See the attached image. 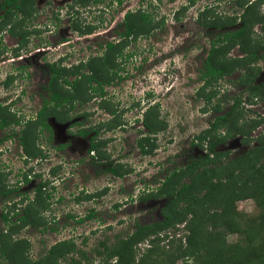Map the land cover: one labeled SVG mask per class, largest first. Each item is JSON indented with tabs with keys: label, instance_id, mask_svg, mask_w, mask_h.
<instances>
[{
	"label": "rangeland",
	"instance_id": "obj_1",
	"mask_svg": "<svg viewBox=\"0 0 264 264\" xmlns=\"http://www.w3.org/2000/svg\"><path fill=\"white\" fill-rule=\"evenodd\" d=\"M187 1L156 0L149 4L148 0L142 2L122 0L121 4L117 0H84L81 4L76 2L70 5L68 4L70 0H54L50 4L38 0L35 15L27 21L28 38L21 45L23 49L19 52L32 54L27 61L24 59L21 62H13L12 65L7 60L13 56L10 49L16 41L7 32H0V41H4V37L8 39L7 42H3L5 49L0 48V59L4 60L0 62V82L10 67L16 70V65L23 63L30 66L29 76L25 79L13 81L6 86L0 83V105L5 104L3 101L12 99L13 109L21 111L20 115L32 117L39 108L41 94L47 82L48 61L55 59L59 53H67L62 60L63 64L75 65L77 62L101 55L105 41L112 39L117 42L120 39L115 31L109 32L108 28L121 22L126 11L134 12L138 8H143L153 13L155 20L164 18L162 27L150 30L149 33L125 43L122 55L117 58V63L121 67L118 72L122 78L103 84L106 97L109 98L106 102L120 110L116 120L109 121L110 124H117L120 118L125 126L109 134L112 138L104 151L110 155V160H107V163L101 162L100 165L93 163L88 169L99 171L118 159L127 170L125 176L120 179L111 177V174L94 177L92 172L83 169L80 161L74 163L82 157L81 149L76 150V153L70 150L69 164L65 160L63 170L57 169V174L52 175L49 169L58 165L59 158L45 143L46 134L36 141L47 151L46 158L42 159L26 157L17 137L2 141L0 186L13 188L21 196L15 192L13 195L15 199L9 202L0 198V214L2 209L12 212L13 208H16L20 216L23 207L32 202L30 204L33 208L32 214L36 212L44 224L35 227L31 224L22 225L16 221L15 227L9 229L0 217V233L4 234L0 240V264H28L60 240H72L75 243L76 251L73 258L78 259L82 252L85 253L88 261L83 259L81 264H105L106 257L95 253L96 249L102 250L101 241L110 245L118 238L132 233L136 222L148 224L163 218L160 211L165 202L163 197L142 200L138 196L143 195V188L151 189L157 186L158 179L166 176L173 168L185 167L191 160L204 154V147L197 142L196 135L205 131L216 115L230 109L234 96L240 101L237 109L230 115L229 126L232 128L237 123L238 126L246 127L254 119L261 122L249 136H253L248 139L251 140L250 144H256L255 136L264 135V97L248 93L243 86L235 84L234 79L238 78L239 70L233 71L230 76L222 78L217 83L203 86L197 92L202 82L199 78L201 63L210 48V41L219 31L205 23L219 22L223 17L232 14L238 15L244 7L237 8L234 0H194L189 4ZM250 1L252 0H241L246 4ZM183 3H187L186 10L180 19L176 20L173 11L184 5ZM203 7H206L205 12L201 17L198 14L200 18L196 20L197 13ZM253 10L260 15L263 14L264 0L253 1ZM230 25L229 28H237L241 23L236 19ZM88 27H93L92 34L79 33ZM116 27L121 30L120 26ZM261 27V24H255L253 29L245 33L250 37L247 42L248 51L255 42H264V30ZM142 28L145 30L147 26L144 25ZM13 31L18 29L13 28ZM97 33L99 35H96ZM38 48H44L45 52L33 53L34 49ZM241 55L244 54L237 47L232 50L225 48L218 53V59L231 62ZM255 67L260 68L255 77L258 82L264 78V60L257 61ZM20 89L23 90V94L20 93ZM210 90L216 91V94L210 102H206L204 97L199 95H206ZM87 93L84 90L83 96ZM144 95V104L141 106ZM152 103L157 104L156 113H153L160 121V128L142 140L148 149H151V152L144 154L137 142L140 133L145 132L146 128L140 120L135 121L134 117L136 114L142 117V110L147 104ZM87 110L93 111L94 114L90 121L94 122L99 119L98 117L108 118V115L97 107V101L94 99H90L78 111L81 113ZM53 124L54 130H59L57 124ZM64 127L61 126V129ZM6 128L9 131L13 127L11 125ZM29 128L28 134L33 139L37 127L31 124ZM60 134L61 132L57 131L55 136ZM3 135L4 131L0 128V138ZM242 137L241 134H235L222 144H218L216 150L228 149L231 155L242 153L247 148L242 143ZM34 148L36 152L39 146L34 145ZM83 158H86V155ZM184 179L187 181L189 178ZM41 181L45 186L39 191L37 187ZM107 182L110 184V190L105 196L100 197L101 203H98L97 199L77 202L72 197L82 188L95 192V189ZM36 197L38 201L35 200ZM13 201L15 204L9 205ZM115 204L120 205V209L118 206L114 208ZM90 209H95L98 216L84 218L81 222L67 216L75 214L84 217ZM10 216V220H13L11 213ZM233 216L238 223V230L227 234L225 239L227 244L236 243L238 246L237 248L229 246L227 253L234 256L224 264L263 263L264 215L256 200L247 198L237 201ZM183 224L177 225L176 235H173L172 230L161 232V236L167 234L168 237H163L158 252L150 256L151 260L169 261V257L175 253L173 246L176 242L170 244L168 239L170 236H174L175 239L183 235L185 232ZM15 246L18 247L19 256L16 254L17 250L11 251ZM148 246L146 238L133 247L135 260L131 264H136V261L146 253ZM1 251L7 252L9 258L4 257ZM70 257L71 254L67 256V260L61 259L57 264H67ZM205 257L207 256L204 250H201L199 256L195 252L187 254L177 258L175 264H204ZM114 260L116 257L111 259ZM208 262L206 264L211 263L210 260Z\"/></svg>",
	"mask_w": 264,
	"mask_h": 264
},
{
	"label": "trees",
	"instance_id": "obj_2",
	"mask_svg": "<svg viewBox=\"0 0 264 264\" xmlns=\"http://www.w3.org/2000/svg\"><path fill=\"white\" fill-rule=\"evenodd\" d=\"M17 1L6 0L5 2H15L14 6L17 8L19 6ZM30 1L31 10L29 13L32 15V3L34 0ZM81 1L84 2V0ZM117 1L120 2L121 0ZM253 1L250 4H246L242 3L241 0H237L238 5L244 7L238 16H227L223 17L219 22L209 21L205 23L209 26H227L234 23L237 18L241 21V25L237 29H227L217 34L202 64L201 78L204 80L203 85L216 83L219 78H223L225 75L231 74L239 66L245 65L247 69L241 74L237 83L246 86V89L251 94L264 97V81L254 83V77H256L260 68L250 65L264 58V42H255L248 51L247 42L250 37L246 36L247 31L253 29L255 24H261V29L264 30V13L260 15L253 10ZM150 22L151 20L147 14L131 11L125 14L122 23H118L121 30L115 28L120 40L117 42H106V49L102 51L103 53L91 58L86 64L89 72L82 73L80 78L71 82L74 88L80 89V92H77L78 97L83 95V91L88 87L94 90L97 88L98 93H102V85L114 79L111 74L117 73L114 70L115 67L117 69L120 68L119 63L116 62L115 54L117 53V56L122 55L123 47L129 36L132 35V39L136 38L138 34V31H136L137 26H144ZM237 45L244 53L243 57L234 58L231 62H225V59H218L220 51L225 48L231 49ZM50 68L52 72L49 84L50 99L53 102L51 104L52 107H56L67 96L62 95L56 88L58 87V75L63 70L56 69L54 64H51ZM249 70L251 73H249ZM92 82H96V87L92 86ZM215 94L216 91L210 90L205 95L208 102ZM239 101V98L234 96L230 109L224 114L216 116L209 124L210 127L196 136L200 145L204 146L205 144L207 150L205 155L191 160L185 167L173 168L160 185L151 191H144L143 195L139 197L142 200L151 197H163L165 202L160 210L163 218L148 224L136 222L132 233L118 238L110 245L105 241L100 242L102 250L96 249L95 253L104 255L107 258H105V264L133 263L135 260L133 247L146 238H148L149 246L146 248V253L136 261V264H175L177 258L194 252L199 256L201 250H204L207 256L203 260L204 264L209 263V260L211 261L210 264H224L229 259L232 260L231 257L234 255L230 256L227 253V249L230 247L237 248L238 244H227L225 237L227 234L238 230V223L233 219L235 203L239 200L253 198L264 215V137L258 138V145H253L246 151L232 157L229 156L228 151H217L215 148L218 143L224 142L232 135L242 134L248 137L250 131L255 129L261 122L253 119L246 127L245 125L238 126L235 123V126L231 128L229 126V118L237 109ZM50 112L54 114L53 111L46 107L40 111V115L43 116L40 119V124H44L42 120ZM14 121L16 122V120ZM9 122L7 118H2V126L7 125ZM144 124L150 132L160 128V121L156 119H145ZM220 126L225 128L223 136L216 132ZM1 141L2 139H0ZM19 142L26 155L33 156L38 153V150L35 152L31 135L28 134L27 136L24 129L20 132ZM244 142L248 144L249 140L246 139ZM138 143L142 151L146 152L145 144L139 141ZM110 170L112 172L116 171L113 167ZM116 172L119 174V171ZM184 178L189 179L186 181ZM41 186L42 183L37 187L39 191ZM14 191L15 189L2 188L0 186V195L5 197L4 199L9 198ZM35 200H37V197ZM31 203L23 207L20 216H17L16 211H14V221H10L8 212H3L1 218L9 229L15 227V221H19L22 225L31 224L35 227L44 224L36 212L32 214ZM67 216L71 217V214ZM89 216H92V213L88 214ZM79 221H82V218ZM180 223H184V234L175 239L173 238L174 236H170L168 239L170 244L173 241L176 242L173 246L174 255L169 257V261H164L163 259L151 260L150 256L158 252L159 243L163 240V237H168L167 234L161 236V232L172 230L173 235H176L177 225ZM3 235L1 232L0 240ZM13 250H17V256L20 255L17 246L11 251ZM75 251V243L72 240H60L52 244L35 261L28 264H57L61 259L67 260L69 254H71V257L68 259L67 264H81L83 259L88 261L84 252L80 254L78 259L73 258ZM1 254L6 258L10 256L7 252L3 253V251H1ZM114 257H116V260L111 261ZM108 259H110V262H108ZM261 264H264V262Z\"/></svg>",
	"mask_w": 264,
	"mask_h": 264
},
{
	"label": "flooded vegetation",
	"instance_id": "obj_3",
	"mask_svg": "<svg viewBox=\"0 0 264 264\" xmlns=\"http://www.w3.org/2000/svg\"><path fill=\"white\" fill-rule=\"evenodd\" d=\"M5 1L6 0H0V32H2V31L7 32L8 34L11 35L10 37H13V40L16 41L15 45L13 47H11V49H10L11 54H13V56L11 59L7 60L8 62H11L10 65H12V64H14L13 62H21L24 59L27 61L32 54V53H28V52L19 54V52H21L23 49V47L21 45L23 43H25L26 39L28 38L29 31H27V24H28L27 21L32 19L33 16L35 15V13L37 11V4H38L37 1L38 0H34L32 3V7H33V10H32L33 14L32 15H30V13H29L31 10L30 9L31 8V1L30 0H18L17 2L19 3V6L17 8L14 6L15 2L6 3ZM139 1L142 2L143 0H139ZM148 1H149V4H152V2L156 1V0H148ZM193 1L194 0H192V1L188 0L187 3L189 4V3H192ZM252 1H250L249 4ZM43 2H45L46 4H50V2H54V0H43ZM76 2H78L80 4L83 3V1H81V0H70V2L68 4L71 5V4L76 3ZM120 3L122 4V0L120 1ZM187 3H183L184 5H182L181 7L177 8L176 10L173 11V16L176 20L180 19L181 15L186 10ZM233 3L238 8L239 5L237 3V0H234ZM205 10H206V7H203V9H201V11L199 13H197L196 20L201 17V15L205 12ZM241 11H242V9H241ZM127 12L128 11H126L123 14V19H124V16ZM134 12L139 13V14H147L151 20L150 23L145 24V26H147V29L144 30L141 26L142 29L139 27L136 30V31H138L136 38H138L139 36H142L143 34L149 33L150 30L162 27V25H163L164 18L155 20V18L153 17L154 14L150 13L149 11H146V9L138 8ZM240 13H238V15ZM198 14H200V17ZM232 15H234V14H232ZM123 19H122V21H123ZM237 20H239V18H237ZM122 21L119 23H122ZM240 23H241V21H240ZM117 25H118V23L115 26H111L110 28H108L109 32L115 31V28H117L116 27ZM230 26L231 25H227V26L210 25L209 27H214V28L218 29L219 30L218 33L222 32L224 30H227V29L223 30V28H225V27H227L228 29H237L238 28V27L237 28H229ZM13 28H17L18 31H13ZM92 30H93V27H88L84 30L79 31V33L92 34L93 33ZM218 33H216L214 39L210 41V47H211L212 43L214 42ZM96 35H99V33H97ZM3 40L5 42L8 41V39L5 37L3 38ZM129 40H134V39H132V35L129 36L126 43L129 42ZM4 41H0V48L5 49L6 46L3 43ZM108 41H112V39L108 40ZM108 41H105V43H104V50L106 49V42H108ZM112 42H114V41H112ZM235 47L239 48L238 45ZM235 47H233V48H235ZM233 48H231L230 50H232ZM123 49H124V47H123ZM44 52H45L44 48H38V49H34L33 53L43 54ZM66 54L67 53H65V54L59 53L55 59L47 62L46 65L48 68V78H47L46 85H44V91L41 94L39 108L36 110L34 116L31 117L29 115L28 116L20 115L21 111H19L17 108H16V110L12 108V105L14 104V101L12 99H10L8 101H6V100L3 101V102H5V104L0 105V128L4 131V135L0 139H2V141H3L5 139H9L11 137H17L19 140L20 132L23 129L26 131L27 136H28V132L30 129L29 127L31 124H33V125H35V127H37V132L33 138L34 139L33 144L36 146H39L38 153H36V155H33V156H28L23 151L24 155L28 158H32V157L37 158V159L38 158H41V159L46 158V152H47L46 149H44L42 145H39L38 142L36 143V141L39 140V137H41L43 134L44 135L46 134L44 137L45 143L48 144V146L54 150L56 157L59 158L58 165H54L53 166L54 168L51 167L49 169L50 174H52V175L57 174V169L63 170V167L66 165V161H67V164H69V160H71L70 150L74 151L76 153V150L81 149L83 152L82 153L83 155L74 163H79V161H80L81 165L83 166V169L85 171L92 172V175H94V177H95V175H97L96 177H98V176L101 177V176H105V174L106 175L111 174L112 175L111 177L116 178V179L117 178L120 179L121 177L125 176V174L127 173V170L125 168H123L122 163H120L118 159L114 160V163H112L109 167H106L104 169H99V171H95L93 169H90V170L88 169L89 167H91V165H93V163H95V164L97 163L98 165H100L101 162L107 163L108 162L107 160H110V155L107 154L106 151H104L107 144H108V141L111 140V138H112V135H109V134L112 133L113 131H116L117 128H121L122 126H125V124L123 123V121L120 118H119V122L117 124H114V125H111L109 121H115L116 120L115 118L120 113V110L115 105L111 106V105H109L110 103L106 102V100H108L109 98L106 97V92L104 91V88H103L102 93L99 94L98 91L96 90L97 88L94 90V89L88 87L87 89H85V91H87L88 93L84 96L81 95L80 97H78L77 92L78 91L80 92V89L74 88L72 86L71 82L77 78H80L82 73H88L89 72V68L86 64L88 63V61L91 58L86 59L84 62H81V61L77 62L75 65H73V64L67 65V64H63V61H62L64 59V56H66ZM207 55H208V52H207ZM207 55H206V57H207ZM119 56H121V55L117 56V53L115 54L116 62H117V58ZM243 56L244 55H241L239 57H243ZM205 58H204V60H205ZM204 60L201 63V70H200V77H199L202 82H201L200 87H198L197 92L199 89H202V87L205 86V85H203L204 80L201 78V73H202V68H203L202 64H203ZM260 60H264V58H262ZM260 60H258V61H260ZM3 61L4 60L0 59V62H3ZM255 63L256 62L251 63L250 65L253 67V66H255ZM51 64H54L56 69L59 68L60 70L61 69L63 70V71L61 70L62 72H60V74L58 75V79H57L58 87H56V88L62 95L67 96V98L64 101H61L60 104H58L56 107H52L51 104L53 102L50 99L49 84H50L51 75H52L51 74L52 73L51 68H50ZM16 67H17L16 70H14L13 67H10L8 71H5V75H4L3 79H1V82H0L1 84L5 85V86L10 85L13 83V81L16 82L19 79L23 80L29 76L30 66H28V63L18 64V65H16ZM119 69L121 70V67ZM119 69H117V67H115L114 70H116L117 73L111 74L114 77L113 80H120L122 78V76L118 72ZM246 69L247 68L245 65H243V66L241 65L235 69V71L239 70L238 78L234 79V82L237 86L241 85V84L237 83V80L239 79L241 74L246 71ZM249 73H251L250 70H249ZM231 74L225 75L224 77L230 76ZM221 79L222 78H219V80H221ZM113 80L110 82H113ZM263 81H264V78L261 81L257 82L256 78L254 77V83H260ZM110 82H108V83H110ZM92 86L96 87V82H92ZM241 86H243L244 90H246L248 93H250L246 89V86H244V85H241ZM146 92L149 93V91H146ZM20 93L23 94L22 89H20ZM199 96L204 97L206 102L208 101L207 98L205 97V95H199ZM142 97L143 98L141 99V101L143 102L145 95ZM213 97H211V99ZM90 99H94L97 101V107L100 108L101 110H103V112H105V114L108 115V118L98 117L99 119L95 120L93 122L92 120L90 121V118L93 117V115H94L93 111L87 110V112L84 111V112L79 113V111H78L79 108L84 107L86 105V103L90 101ZM146 101H148V98L146 99ZM232 103H233V101H232ZM143 104H144V102L141 104V106ZM141 106H139V107H141ZM45 107L49 108L50 111H53L54 114H52L50 112L48 115H45L44 119L42 120V122L44 124H40V119L43 118V116L40 115V111L42 109H44ZM156 108H157L156 103L147 104L146 107L142 110V117H139V115H137V114L134 117L135 121L140 120L141 124L146 128V131L143 133H140V137H138L139 138L138 141L141 143H143L142 140L147 139L150 134H153L156 132V131L150 132L149 129L144 124L145 119H148V120L156 119L157 115H154V113H156ZM220 115H222V114H220ZM216 116H219V115H216ZM3 117L7 118L10 121L7 125H4V126H2V118ZM215 117H214V119H215ZM14 120H16V122ZM53 123L57 124L56 127L59 129L57 131L61 132V134L59 136H55V133L57 131L54 130V124ZM11 125L13 128L11 130L7 131L6 127H9V126L11 127ZM61 126H65L64 129L63 128L61 129ZM258 126H260V123L256 126L255 129H257ZM16 127H18V129H16ZM208 127H210V126L208 125ZM255 129L250 131L248 137L241 134L243 136L241 139L242 143L247 146L246 150L249 147L253 146V144H250V142L247 144L244 142V140L249 139V138H253V136L252 137H249V136H251V133ZM224 131H225V128L220 126L216 132L223 136ZM5 136H7V137L4 138ZM262 137H264V135H257V137L255 136L254 139H255L256 144H254V145H258L257 144L258 138H262ZM196 139H197V137H196ZM227 140H225V141H227ZM2 141L0 142V144L2 143ZM249 141H251V140H249ZM197 142H199L198 139H197ZM222 143L223 142H221V144ZM218 144H220V143H218ZM80 145H82V146H80ZM137 145H138V147L142 153L147 154V153L151 152V150L148 149V146L146 144H145L146 152L142 151V148L139 146L138 142H137ZM21 147H22V145H21ZM203 147L205 150L203 155H205V153L207 151L205 148V144ZM219 151H228L229 156H231V157L237 155V154L231 155V152L228 149H223V150H219ZM84 155H86V158H83ZM112 167L115 168L116 171H119V174H117L116 171L112 172L110 170ZM122 172H123V174H121ZM164 178H165V176L163 178H160L161 180L158 179V183H159L158 185H160L162 183ZM41 183H42V186H41V190H42V188H44L45 184L43 181H41L40 184ZM157 186H155V187H157ZM155 187L151 188V189L149 187L143 188L142 193L144 191L145 192L151 191L152 189H155ZM109 190H110V184L107 182L105 185H102V187L95 189V192L88 190V189L84 190L82 188L79 191H76V193L73 194L72 197L77 202H78V200H95V199H97L98 203H101L102 200L100 197L105 196L106 192ZM15 192H17V191L15 190L13 193H11L10 197L7 199H4L5 197H3L1 195H0V198L3 201L9 202L10 200H12L14 198L13 195L15 194ZM17 194H18V196H21L18 192H17ZM140 196L141 195H139L138 198ZM104 201H105V199H104ZM13 204H15V201H13L12 203H9V205H11V206ZM117 206L120 209V207H119L120 205H118V204H115L114 208H116ZM5 211L8 212L9 217L11 219L10 213L13 217V213H14V211H16V208H13L12 212L2 209L0 217H2L1 215ZM16 213H17V211H16ZM91 213H92V216L88 217V214H91ZM21 214H22V212H21ZM17 216H18V213H17ZM94 216H98V212L95 209H90L84 217H78L75 214H71V217L76 219V221H78V222H81V221H79L80 218H82V221H83L84 218H94ZM13 218H15V217H13ZM10 221H14V219L10 220Z\"/></svg>",
	"mask_w": 264,
	"mask_h": 264
}]
</instances>
